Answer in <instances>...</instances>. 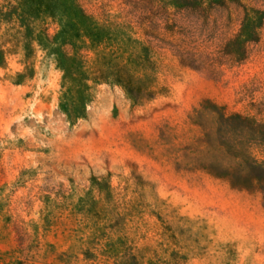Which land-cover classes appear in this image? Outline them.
<instances>
[{
	"label": "rangeland",
	"instance_id": "374dc122",
	"mask_svg": "<svg viewBox=\"0 0 264 264\" xmlns=\"http://www.w3.org/2000/svg\"><path fill=\"white\" fill-rule=\"evenodd\" d=\"M24 1L0 0V264H264V0Z\"/></svg>",
	"mask_w": 264,
	"mask_h": 264
},
{
	"label": "trees",
	"instance_id": "16d2710c",
	"mask_svg": "<svg viewBox=\"0 0 264 264\" xmlns=\"http://www.w3.org/2000/svg\"><path fill=\"white\" fill-rule=\"evenodd\" d=\"M23 5L27 6L31 12L43 11L46 13H53V10L58 7L56 0H25ZM250 36L253 37V33H250Z\"/></svg>",
	"mask_w": 264,
	"mask_h": 264
}]
</instances>
